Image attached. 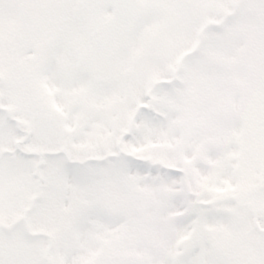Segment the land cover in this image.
Wrapping results in <instances>:
<instances>
[{"label": "snow or ice", "instance_id": "snow-or-ice-1", "mask_svg": "<svg viewBox=\"0 0 264 264\" xmlns=\"http://www.w3.org/2000/svg\"><path fill=\"white\" fill-rule=\"evenodd\" d=\"M0 264H264V0H0Z\"/></svg>", "mask_w": 264, "mask_h": 264}]
</instances>
